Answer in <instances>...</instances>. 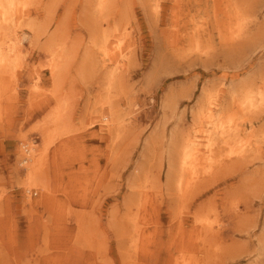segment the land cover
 Returning a JSON list of instances; mask_svg holds the SVG:
<instances>
[{"label":"rangeland","instance_id":"1","mask_svg":"<svg viewBox=\"0 0 264 264\" xmlns=\"http://www.w3.org/2000/svg\"><path fill=\"white\" fill-rule=\"evenodd\" d=\"M99 3L6 31L0 264H264V0Z\"/></svg>","mask_w":264,"mask_h":264},{"label":"bare ground","instance_id":"2","mask_svg":"<svg viewBox=\"0 0 264 264\" xmlns=\"http://www.w3.org/2000/svg\"><path fill=\"white\" fill-rule=\"evenodd\" d=\"M30 1H32V0H0V69L1 70L8 69V67H9L8 62L11 59L10 58V55H13L14 52H18L19 49L21 48V43H22L21 38H19V36H17L16 33H15L14 36H11L10 38L8 37L9 40L6 43H7V46H8V49L9 50L5 51V48H4V45L3 44L5 43V39L4 38H5L6 31L7 30H10L11 25H14L15 20L18 17V14L19 13L22 14V16H25L24 11L25 10H28V8H29L28 5H29ZM104 1L105 0H100L99 5L100 6L104 5V3H103ZM107 4H106V6H107ZM19 11H21V12H19ZM9 33H10V31H9ZM52 70H54V69L52 68ZM113 73H114V71H113ZM35 79L36 80H39L38 78H35ZM35 79H34V81H36ZM36 82H39V81H36ZM245 102L246 101H244L243 103H245ZM112 110H113V108H112ZM100 117L102 118V121H104L108 126L111 125L110 122L112 121V118H113V113L112 112H107V113L104 112L103 115L100 116ZM221 127H222L221 128L222 130H220V132L225 135L226 131H223L224 130L223 126H221ZM110 128H111V126H110ZM189 140H190L189 145L185 149V151L183 152L184 154H183V160L182 161L184 163L188 162V160L190 158H193L195 156V154L200 151V148L196 144L195 145H192L191 139H189ZM198 145H200V143H198ZM211 146H212V144L209 141L207 143V146H206L207 147V150H208L207 152H209V153L212 151L211 150ZM23 147L26 149L25 150V153L29 154V155H25V157L23 158V160L25 161V163H28L27 164L28 166L26 168L29 171V175H28L29 176V180L28 181H30V184L27 187L26 191L28 193H30L32 191V186L35 185V178L34 177H35V174H37L36 173L37 171L35 169V166H36V163L35 162H36L37 159L34 160L35 147L33 146V144H31V143H25ZM210 155L211 154H207L204 158L206 160H211V156L212 155L211 156ZM208 164H206V165H208ZM184 165H186V164H184ZM194 172H195V170H194Z\"/></svg>","mask_w":264,"mask_h":264}]
</instances>
